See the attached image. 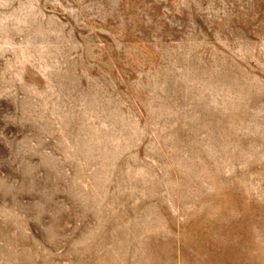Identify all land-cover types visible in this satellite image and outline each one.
Wrapping results in <instances>:
<instances>
[{
  "label": "rangeland",
  "instance_id": "374dc122",
  "mask_svg": "<svg viewBox=\"0 0 264 264\" xmlns=\"http://www.w3.org/2000/svg\"><path fill=\"white\" fill-rule=\"evenodd\" d=\"M0 264H264V0H0Z\"/></svg>",
  "mask_w": 264,
  "mask_h": 264
}]
</instances>
